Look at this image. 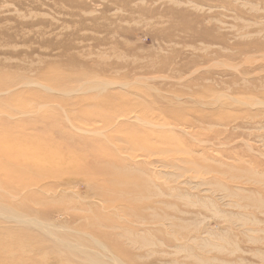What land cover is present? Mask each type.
I'll return each instance as SVG.
<instances>
[{"label":"rangeland","instance_id":"obj_1","mask_svg":"<svg viewBox=\"0 0 264 264\" xmlns=\"http://www.w3.org/2000/svg\"><path fill=\"white\" fill-rule=\"evenodd\" d=\"M217 183L264 201V0H0V203L126 264H264Z\"/></svg>","mask_w":264,"mask_h":264},{"label":"bare ground","instance_id":"obj_2","mask_svg":"<svg viewBox=\"0 0 264 264\" xmlns=\"http://www.w3.org/2000/svg\"><path fill=\"white\" fill-rule=\"evenodd\" d=\"M103 84H104L103 82H96L94 84V88L91 87V89L93 88V90H94L95 88L102 87ZM71 91L65 89L64 93L66 94V96L67 95L69 96V94L72 95L73 91L72 92ZM128 113H129V111H128ZM121 115H122V113H121ZM251 119H253V118L251 117L250 120ZM251 124H253V123H251ZM52 127L53 126H51V128ZM254 135H256V134H254ZM243 137H244V135H243ZM258 137H260V136H258ZM219 141H221V140H219ZM221 145H223V144H221ZM61 169H63V168H61ZM69 171L70 170H66L64 168V171L62 173H58V174L63 175L65 173H69ZM253 173L256 174L255 176L259 179H258V181H252L251 180L250 182L253 185H258V183L262 179L261 173L257 172V170ZM49 179H52L51 185L45 186V188H46L45 191L49 192L50 194L54 193L53 195H55V194H57L58 196L63 195L64 192H57V190H56L60 186V184H58V185L54 184L55 175L50 174V175L44 177L43 181H45V180L50 181ZM200 184L202 186V185H205L206 183L201 182ZM263 185H264V183H263ZM213 186L219 190V193L222 194L223 197L221 200L225 201L226 199H229V201H225L226 203L224 204V207L228 208V210L229 209L235 210L234 212H232V211H220L216 207L217 205H215V203L213 201H210V200L206 201L203 205V208L206 209L207 211H209L210 213H213L215 216L219 217L220 216L219 213H264L263 212L264 201L262 199L258 203L253 202V203L249 204L246 201H243V199L248 200L249 197H244L243 195H240V194H242V192L239 191V189H237V191H235L233 189L229 190V189L225 188V187H227L226 185L221 184V183H217ZM256 192L258 193L257 196L262 198L261 197L262 193H260L261 191L259 189H257ZM174 193H175V190H171V194L174 195ZM46 194L48 195V193H46ZM28 196L29 195H27V197ZM59 213H63V212H59ZM44 218H45V216H44ZM225 218L229 219L231 222H234V223L238 222V223H240L241 226H244L246 224L245 218L242 215H233V216L230 215V217L225 216ZM45 219H43L41 217L31 216V215L21 213V212L18 213V211H16L13 207L7 206L3 203H0V241L1 240L3 242L4 241H17V243H19L20 247H21V249L19 248L20 249L19 253H18V250H16V251H12V252L10 251V253H8V254H4V253L1 254V252L3 250H1V248H0V261H3V258H4V260L6 259V261L9 262V264H46L48 261L47 256H46L47 259L45 258V259H42L39 262L35 263L33 261L32 256L30 255V253H31V251L33 252V251H36L37 249H39L40 248L39 246H41L42 244L48 243L49 248L51 247L50 249L52 250V261L51 262L53 264H126L125 262H123L121 260L122 258L120 259L116 255L109 252L106 244L99 243V244L95 245V246H99L98 248H93L94 247L93 244H94L95 240L90 235L84 234V233L79 232V231H74V230H64L61 226H56V224H54L52 221H50L49 218L47 220H45ZM9 222H12V223H15L16 225L18 224V225L24 227L25 228L24 230H26L27 232L19 235L18 233L14 232V230L12 228H7L4 225L5 223H9ZM12 225H14V224H12ZM0 244H1V242H0ZM203 246H209L210 247V246H212V243L209 241H203ZM50 249H49V251H51ZM198 263L204 264V261H202L200 259V262H198Z\"/></svg>","mask_w":264,"mask_h":264}]
</instances>
